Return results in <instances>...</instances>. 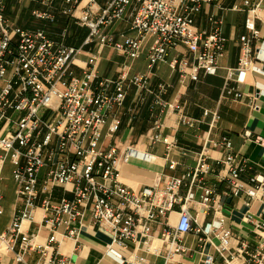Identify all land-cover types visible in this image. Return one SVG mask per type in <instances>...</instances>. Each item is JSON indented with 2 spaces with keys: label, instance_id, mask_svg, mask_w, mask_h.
I'll return each mask as SVG.
<instances>
[{
  "label": "built area",
  "instance_id": "2783aa9c",
  "mask_svg": "<svg viewBox=\"0 0 264 264\" xmlns=\"http://www.w3.org/2000/svg\"><path fill=\"white\" fill-rule=\"evenodd\" d=\"M5 1L0 0V181L8 162L15 205L9 223L0 231V258L3 252H11L15 263L29 264L25 257L36 252L38 264H70L60 245L64 240L77 242L82 219L88 213L91 224L107 229L111 240L106 251L120 262L125 258L116 249H127L129 242L148 249L156 226L158 238L167 248L165 264H170V253L184 251L179 239L187 233L200 235L198 242L211 244L223 258L218 262L212 253L202 252L199 264H264V218L249 209L253 201H264V176L257 175L254 186L240 179L247 161L232 151L229 138L205 139L222 151L216 162L221 165L217 182L224 184L223 190L217 183H207L206 176L213 170L204 144L196 165L182 176L162 175L154 185L140 190L121 180V165L132 157L153 159L148 152L139 155L116 137L122 116L131 121L135 118L134 106L125 107L121 116L115 113L124 108L131 87L135 97L153 96V123L144 136L150 145L164 142L170 148L162 133L164 113H175L178 123L188 127L200 122L183 114L178 103L164 98L170 84L159 82L152 90L150 73L159 63H167L180 82L197 81L200 72H217L226 38L219 25L209 33L198 30L194 13L203 3L219 5L220 0H41L43 9L31 11L34 18L53 25L60 15L87 29L78 47L53 40L44 29L16 25L4 13ZM252 1L244 20L249 36L239 37L240 56L237 65L226 70L224 86L230 80L244 82L249 71H261L255 64L259 47L254 44L259 38L255 19L260 0ZM231 9L239 8L233 5ZM122 21L128 22L134 35L114 28ZM66 32L64 28L61 36ZM148 38L147 72L129 75L122 71L116 78L97 73L104 47L136 59ZM91 44L96 45V51L77 74L76 56ZM179 45L187 55L169 58ZM236 97L242 93L237 92ZM219 117L214 111L210 127ZM243 135L250 137V132ZM173 166L171 160L169 167ZM240 195L248 208L244 219L257 239L252 251L246 242L235 239L221 213V196ZM2 199L0 187V216L4 213ZM195 205L201 206L202 213L211 210L212 220L200 225L199 212L191 213ZM177 207L178 220L172 226L169 216ZM31 224L36 230L28 233L25 228ZM41 228L47 230L43 242L36 239ZM233 241L236 247L225 256ZM131 264L148 263L136 256Z\"/></svg>",
  "mask_w": 264,
  "mask_h": 264
},
{
  "label": "crops",
  "instance_id": "0c3cea01",
  "mask_svg": "<svg viewBox=\"0 0 264 264\" xmlns=\"http://www.w3.org/2000/svg\"><path fill=\"white\" fill-rule=\"evenodd\" d=\"M21 1L6 0L4 2V13L10 21L22 28L44 29L53 40L63 43H65V38L61 34L66 28V35L67 33L75 34L79 42L78 46L81 45L87 34L86 28L67 23L60 15L56 16L57 22L53 25L40 20L39 25L32 26L30 24V19L33 18L31 11L40 8L36 7L37 5L32 7L35 0H25V3H21ZM99 2L102 3L103 0H99ZM253 2L255 1L220 0L219 5L203 3L195 11L194 24L198 30L209 33L219 25L226 38L224 49L218 57V69L215 74L200 72L197 81L186 79L180 82L178 74L172 71L167 63H159L152 69L150 88L155 91L159 82L170 84L171 86L164 98L178 103L183 114L200 120L195 126L188 127L178 123L175 113H164L162 115L164 122L162 133L170 143L169 149L166 148L168 145L164 142L150 145L144 137L153 123L155 113L152 109L153 96L145 94L144 97H135V89L133 87L129 89L124 108L118 109L115 113L121 116L125 107L134 106L135 118L131 121L127 115L122 116L120 134L123 138L120 140L134 147L139 155L148 152L153 155V159L145 161L139 156L132 157L127 163H123L121 165V180L124 184L140 190L145 186L154 185L162 175L182 176L188 169L196 165L198 152L204 144L208 148V161L213 170L206 176L207 183H217L219 189L223 190L224 184L217 182L221 165L216 162L222 156V151L205 140H220L223 137L229 138L232 143V151L247 161V168L240 175L242 181L247 185L254 186L256 184L255 177L257 175L264 176V0H260V10L255 19L259 38L254 41V44L259 47V59L255 61V64L261 67V71H249L244 82L237 83L230 80L227 86H224L226 70L235 67L240 56L239 37L241 35L249 36L244 27V20L246 9L251 7ZM233 5L239 9L232 10ZM219 21L220 23H218ZM128 26V22L122 21L115 24L114 28L126 30L129 34L134 35ZM61 37L62 39H60ZM150 41L151 39L148 38L140 56L136 59H129L107 46L104 47L99 53L96 65L97 73L103 77L116 78L122 71H126L129 75L147 72L146 55ZM67 45L75 46L74 44ZM95 51V44L82 48L74 62V70L77 74H80L82 69L87 66L90 55ZM175 55L179 58L186 56L185 47L177 46L170 52L169 58ZM237 92H241L242 97H236ZM253 104L257 107L253 108ZM204 111H208V113L205 115ZM214 111L220 117L215 125L210 127L209 124ZM245 131L250 132V137L243 135ZM257 137L261 141L257 140ZM171 160L175 163L173 167H169ZM56 194L57 196L61 195L59 189ZM221 204L225 226L232 231L235 239L246 242L249 245L248 249L254 250L257 239L252 227L244 219L248 209L244 204V197L242 195L236 197L221 196ZM13 209L14 206L9 212L8 221L12 217ZM249 209L256 216L264 218V201H253ZM195 210L199 212L198 223L200 225L212 220L213 213L211 210L202 213L200 205H195V209H191V213L195 214ZM178 216L177 207L169 216V222L172 226L176 224ZM35 230L34 224L25 228L28 233ZM153 230L155 239L148 249L142 247L140 243L133 242L128 243L127 249H116L125 258L124 261L120 262L106 251L111 240L107 229L91 224L89 214L86 213L82 219L77 242L72 243L70 240H64L60 245V250L66 255L70 264H131L136 256L145 258L148 264H165L167 248L165 243L158 238L159 228L154 226ZM46 235L47 230L41 228L36 239L43 242ZM199 237L200 235L195 233L183 234L179 243L184 251L170 253V264L183 262L199 264L202 252L212 253L216 261L221 262L223 260L221 255L215 251L211 244L199 243ZM213 241L216 243L217 239L213 238ZM235 243L236 241L232 242L225 252V256L233 251V248L236 247ZM12 257L11 252H3L0 264H21L15 263ZM25 260L29 264H38V254L32 252L25 257Z\"/></svg>",
  "mask_w": 264,
  "mask_h": 264
},
{
  "label": "rangeland",
  "instance_id": "374dc122",
  "mask_svg": "<svg viewBox=\"0 0 264 264\" xmlns=\"http://www.w3.org/2000/svg\"><path fill=\"white\" fill-rule=\"evenodd\" d=\"M40 1L41 0H35V3L32 4V7H35L37 5L36 7L43 9ZM60 1L61 0H58V2H60ZM25 2H26L25 0L21 1V3H25ZM30 20H31L30 24L32 26L39 25V21H40L39 19L33 17ZM63 38H65L64 39L65 44H74L75 46H78V44H79V42L76 39V35L73 33H70V34L67 33V35ZM60 39H62V37ZM116 137L118 139L123 138V136H121V134H120V130L117 132ZM40 176H42V172H41ZM0 187H1V190L3 193L2 205H3V208L5 209V212L0 216V231H3L6 228L7 224L9 223V221H8L9 220V212L12 211V208L14 206V201H15V192H14L15 185H14L13 179L11 177L10 166H9L8 162H5V164H4L2 179L0 181Z\"/></svg>",
  "mask_w": 264,
  "mask_h": 264
},
{
  "label": "trees",
  "instance_id": "16d2710c",
  "mask_svg": "<svg viewBox=\"0 0 264 264\" xmlns=\"http://www.w3.org/2000/svg\"><path fill=\"white\" fill-rule=\"evenodd\" d=\"M63 18H64V20L67 22V19H66L65 17H63ZM65 21H64V22H65ZM67 23H68V22H67Z\"/></svg>",
  "mask_w": 264,
  "mask_h": 264
}]
</instances>
